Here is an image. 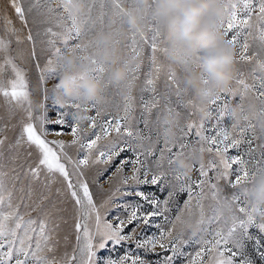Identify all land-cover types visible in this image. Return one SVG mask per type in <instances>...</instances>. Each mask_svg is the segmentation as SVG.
Here are the masks:
<instances>
[{
    "label": "snow or ice",
    "instance_id": "obj_1",
    "mask_svg": "<svg viewBox=\"0 0 264 264\" xmlns=\"http://www.w3.org/2000/svg\"><path fill=\"white\" fill-rule=\"evenodd\" d=\"M94 2L88 0L85 14L74 10L72 0H8L20 21L19 28L10 16L0 12V95L7 105L14 101L23 110L17 121L18 132L17 125L0 123V264H153L140 251L157 255L170 253L159 264H173L178 256L186 257L187 264H256L246 253L249 241L264 260L261 241L264 206L252 203L242 190L264 170V144L257 145L259 160L252 147L254 139L264 140V127L257 137L256 124L252 121L246 127L235 122L230 127L222 123L225 115L232 118L233 108L227 100L230 95L239 96L236 106L243 110L251 93L259 100L260 111L264 113V0H225L227 16L221 19L218 30L235 45V62L254 67L248 74L251 83L248 75L237 69L233 78L235 87L225 89L209 102V112L217 113L211 127L207 125L212 115H199L193 102L184 98L179 67L166 63L168 49L161 21L150 15V7H143L141 0H110L109 28L118 37L116 43L127 47L138 60L130 67L127 82L111 84L107 79L110 66L95 55L102 47L99 37L103 32L96 25L103 24L105 14L92 18ZM125 4L141 13L148 25L146 32L137 31L127 23ZM125 28L127 32L122 31ZM125 36L130 41L126 45L121 39ZM250 40L259 42L256 50L252 49ZM14 43L29 45L28 56L39 71L40 86L63 70L64 53H78L83 59H89L93 66L74 74L73 78L83 80L91 73L96 79L104 80L106 93L115 88L122 96V109L111 115L105 111L106 104L85 105L73 101L65 105L43 87L39 108L44 111L34 115L26 73L12 54ZM141 76V92L148 93L147 99L143 95L140 98L141 121L148 133L139 137L141 141H151L154 134L159 140L165 123L162 113L173 108V97L176 106L186 113L184 124L178 126L181 138L173 142L164 139V146L158 150L131 142L137 133L130 119L135 110L130 93ZM59 87L55 84L52 91ZM50 98L52 104L46 105ZM48 108L55 113L54 119L49 117ZM92 110L95 114L88 117L87 131H82L74 112ZM14 115L9 111L10 118ZM9 132L16 135L10 137ZM65 134L70 135L68 141L48 139L49 135ZM192 135L197 138L198 149L185 139ZM230 150H235V154H230ZM6 152L7 159L16 165L10 172L4 170ZM205 152L210 156L207 162L198 156ZM181 158L193 161L198 173L195 180L178 167ZM22 176L28 179V184L18 190L26 193L28 200H32L36 185L41 190L31 205L24 204L23 197L14 202L15 184ZM9 180L11 188L7 184ZM113 181H117L115 186L106 190L104 184L112 185ZM58 182L61 184L55 189L58 199L52 200V186ZM221 182L240 191L224 197ZM157 191H166L167 195L161 199ZM178 192H186L187 199L182 206L177 203L173 208ZM206 199L212 202L210 216L205 214ZM116 200L121 201L115 204L117 214L110 216L108 205ZM46 202H49L47 207ZM69 204L75 243L70 253L65 250L57 255L61 242L58 232L61 224L67 223L63 213ZM22 205L29 211L22 212ZM119 209H123L122 214ZM32 212L38 215L32 216ZM193 219L200 226L217 224L207 233L210 238L198 237L189 223ZM252 228L259 235H253ZM63 240L67 244L68 236ZM193 243V251L186 253L184 246ZM126 245H134L137 251L126 248L122 253L117 252Z\"/></svg>",
    "mask_w": 264,
    "mask_h": 264
},
{
    "label": "clouds",
    "instance_id": "obj_2",
    "mask_svg": "<svg viewBox=\"0 0 264 264\" xmlns=\"http://www.w3.org/2000/svg\"><path fill=\"white\" fill-rule=\"evenodd\" d=\"M145 8L150 7V15L161 21V28L167 42L166 63L177 65L180 69L181 87L199 109V115L208 117L209 102L219 96L225 89L231 87L236 70L235 45L218 30L222 18H226L225 0H141ZM74 10L86 11L87 0H72ZM126 21L137 31L146 32L148 25L141 18V13L130 6H125ZM122 31L127 32V28ZM102 47L96 51V58L110 66L107 79L113 86L123 85L129 80L130 67L138 60L132 55H126L115 31L109 29L100 34ZM123 37H121L122 39ZM63 70L57 77L56 84L60 87L55 91L57 100L62 104L78 101L81 104H102L105 101V81L96 79L89 73L87 78L74 79V74L91 68L89 59H83L78 53L66 52L61 57ZM261 105L254 99H249L241 110L233 108L232 119L241 127H246L250 121H257L259 127H264V113ZM82 131H87L89 114L86 111L76 112ZM165 121L162 136L169 142L177 139L178 129L184 119V113L172 108L162 113ZM203 159V154H198ZM178 167L189 176L193 170V161L181 158ZM248 199L264 206V170L260 171L255 180L242 189ZM228 211V206H224ZM195 232H200L202 226L195 219L190 222Z\"/></svg>",
    "mask_w": 264,
    "mask_h": 264
},
{
    "label": "rangeland",
    "instance_id": "obj_3",
    "mask_svg": "<svg viewBox=\"0 0 264 264\" xmlns=\"http://www.w3.org/2000/svg\"><path fill=\"white\" fill-rule=\"evenodd\" d=\"M27 6L28 5L26 3L25 7H27ZM125 6H128V4H125ZM87 11H88V0H87L86 11H84L82 13L86 14ZM0 12L6 13L8 16H10L12 18V20L14 21V23H15L17 28L21 27L20 21L17 19V17L15 16V14L13 12V9L8 4V0H0ZM102 12L105 14L104 18H103V24L101 25L99 22H97L96 28H97V30H99L100 28H103V31H107V30L110 29L109 28V20L111 18V4H110V0H95V2L93 4V7H92V10H91L92 18L94 20L97 19ZM33 15H35V13H33ZM31 19H32V16H29V20L30 21H31ZM253 19H255V18L253 17ZM33 31L35 32L36 29L33 28ZM122 40L124 42V45L130 43V41H129L127 36L123 37ZM250 42L253 43L252 45H254V46H252L253 50H256L259 47V42L258 41L250 40ZM38 46H39V43H38ZM12 47L14 49L12 54L16 57V63L26 73V77H27V81H28V88H29V91L31 92V99L33 101L32 108H33V111H34V115H39L41 111H44V109L39 108V103L42 102V97H43V87H46L49 90L50 96H56L55 92H53L52 89H53V86L56 84L58 75L57 76H53L52 78L48 79L47 83L45 85L40 86L38 84L39 71H38V69H36L34 67L33 61L28 56L29 45L27 43H25V44L17 46L14 43L12 45ZM121 47L123 48V50H124L126 55H131V52H130V50L127 47H124L123 45H121ZM40 62H41V65L43 66V63H44L43 57H41V61ZM147 63H148L147 55H145V58L143 60V64L145 66L144 70H146V68H147ZM253 67H254L253 64L236 63V70L237 69L242 70L246 75H248L251 72L250 70H252ZM236 70H235V73H236ZM248 82L249 83L252 82L250 75H248ZM142 83H143V76H141L140 80L135 82L133 90L130 93V95L134 98V105H135V110L132 113L130 119H131V124H132L133 130H134V132L137 133V138L132 140L131 142L133 144H135V145H139V144L143 143L145 148H155V149L158 150L159 148H162L164 146V139H163V136H162V129L163 128L160 129L161 135L159 137V140H158V138H157V136L155 134L152 136V140L151 141H141L140 138H139L142 135H147L148 134L147 133V129L145 128L144 124L141 121L140 98H141V95H143L145 99L148 98V93H142L141 92ZM231 87H235L233 81H232ZM161 91L163 92V86L162 85H161ZM124 92H125V94H129L127 92V89H124ZM249 95H250L249 99H254L257 102L258 105L260 104L259 100H257L255 97H253L251 93ZM184 98L186 99V96ZM249 99L245 103H247L249 101ZM227 100H228V102L230 104V107L234 108L239 103V96L238 95L237 96H231L230 95V96L227 97ZM51 104H52V99L50 98V99H48L46 101V105H51ZM103 104H106V108H105L106 113L111 114V115H116L122 109L124 101H123L122 96L117 94L116 89L113 88V89H110L106 93L105 101H104V103H102V105ZM117 106H119V108ZM24 107H27V104H25ZM171 107H173L176 110L181 111V112L184 113V119L180 123V125L182 126L184 124V122H185L186 113H185V111L182 108H179V107L176 106L175 97H173V103H172ZM9 111L15 113V115L12 116L11 118L9 117ZM74 114H75V112H74ZM88 114L89 115H94L95 111L94 110L89 111ZM121 114H122V112H121ZM22 115H23V110L21 108L17 107L14 101L9 106V105L6 104L5 98L2 95H0V117L3 118L2 120H0V123H11L13 125H17V121L19 120L20 116H22ZM48 115L52 119L55 118V113H53L50 108H48ZM216 115H217V113L215 111H213L212 116L210 118V123L207 125L208 127H211V124H214L216 122V120H215ZM198 118L199 117H194V119H198ZM233 122H234L233 119L230 118L227 115L224 116L223 121H222L223 125L224 126H228V127H230ZM252 122L254 124H256V135H257V137H259L260 136V127H259L257 121L253 120ZM18 131H19V126L17 125V132ZM8 135L10 137H14L16 135V133L15 132H9ZM181 136H182V133L178 129V136H177L176 140L180 139ZM48 139L51 140V139H56V138L48 136ZM63 139L65 141H68L70 139V136L65 137ZM185 139L190 140L192 142L193 148H197L198 149L199 145H197L195 143V141L197 139L195 137V135H192V136L187 137ZM259 144H264V140H260V139H254L253 140L252 147H253V149H256L255 158L257 160L261 159L260 149L257 147V145H259ZM5 147L7 148V146H5ZM246 147L247 146L245 145V148ZM242 150H244V149H242ZM230 154L234 155L235 154V150H230ZM72 155L75 156V150L74 149L72 150ZM129 155H130V153H129ZM157 155H158V151H157ZM209 158H210L209 154L207 152H205L203 154L204 161L207 162L209 160ZM4 163L6 164V167L4 169L5 171H9L10 172V170L13 167L16 166V165H13L7 159V152H6V159H5ZM197 167H198V165H197ZM125 171L127 172L128 169H125ZM189 176H191L193 180H195L197 178L198 173L195 170V168H193V170H192V172H191V174ZM104 179H106V177ZM101 182L103 183V179H102ZM116 183H117V181H113L112 185H109L108 183H105L104 184V188L106 190L110 189V188H113ZM7 184H8L9 188L12 187V181L11 180L7 181ZM27 184H28V179L23 177V176L21 177L20 182H17L15 184V190H14V198L15 199H14V202H19L20 198L23 197L24 198L23 203L31 205L32 201H35V200L38 199V197L40 195V191H41L39 185L35 186L36 187V191L34 192V194L32 196V200H28L26 193H22V192H20L18 190L22 186L26 187ZM57 187H61V184L59 182L52 186V197H51L52 200L58 199V197H56V194H55V189ZM221 187H222V190H223L222 191V195L224 197H230L233 194V192H239L240 191V189H232L231 187L224 185L223 182H221ZM94 191H95V189H94ZM205 191H207V189H205ZM45 194H47V193H45ZM156 194L161 199H163L167 195V192L166 191L165 192L157 191ZM186 199H187V193L186 192H178L177 196L175 197V200L173 202L172 207L174 208L177 203L180 206H182L183 202ZM48 203L49 202L45 203L46 207L48 206ZM119 203H121V201L116 200V201H113L112 203H110L108 205V208L111 210L110 216H114V215L117 214V209L115 208V204H119ZM211 203L212 202L210 200H208V199H206L204 201L206 216H210L211 215V210L209 208V205ZM21 211L22 212H27V211H29V209L23 207V205H22ZM119 211L121 212V214L123 213V209H119ZM31 214H32V216H37L38 215L37 212H32ZM63 216H64L65 220L67 221V223L61 224L60 230L58 232V236L60 237V241L61 242H60V247L58 249L57 255L62 254L65 250H67L70 253L71 250H72V246L75 243V237H74V234L71 231V225L73 223V220H72L73 213H72L71 204H69L67 206V211H65L63 213ZM216 227H217L216 223H213L211 225L206 223V224H204L202 226V230L200 232H197V235H198V237L199 236H204L205 238H210L207 235V233L213 231ZM149 231H154V229H150ZM251 232H252L253 235H259V233L257 232V230L255 228H252ZM65 235L68 236V243L67 244H65L64 240H63V237ZM261 241L264 242V236H261ZM194 247H195L194 243L192 244V246H184V251L186 253L187 252H192ZM126 248H132L134 251H137L135 249L134 245H126L125 247H122V248L118 249L117 252L118 253H122ZM246 253L256 262V264H264V260H261L260 257L257 255V251L255 249V246L253 245V243L251 241H249L247 243V245H246ZM115 254H117V253H113V255H115ZM139 254L143 255L146 260L152 261L153 264H159V262L163 259L164 255H168L170 253H161V254L157 255V254H146L143 251H140ZM173 264H187L186 257H183V256L176 257L174 262H173Z\"/></svg>",
    "mask_w": 264,
    "mask_h": 264
},
{
    "label": "bare ground",
    "instance_id": "obj_4",
    "mask_svg": "<svg viewBox=\"0 0 264 264\" xmlns=\"http://www.w3.org/2000/svg\"><path fill=\"white\" fill-rule=\"evenodd\" d=\"M253 44V43H252ZM252 46H254V45H252ZM250 70V69H249ZM251 71V70H250ZM249 72V71H248ZM68 132V130H66V133ZM50 137H53V138H56V139H63V138H65V137H68V136H70V135H68V134H65V135H63V136H61V137H56V136H53V135H49Z\"/></svg>",
    "mask_w": 264,
    "mask_h": 264
}]
</instances>
